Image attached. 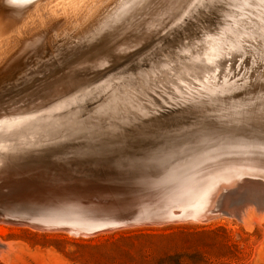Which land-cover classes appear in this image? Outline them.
Masks as SVG:
<instances>
[{
	"label": "bare ground",
	"instance_id": "6f19581e",
	"mask_svg": "<svg viewBox=\"0 0 264 264\" xmlns=\"http://www.w3.org/2000/svg\"><path fill=\"white\" fill-rule=\"evenodd\" d=\"M141 142L175 160L154 190L55 188L93 164L81 149ZM18 192L73 223L118 207L264 220V0H0V205ZM15 249L0 238L2 260Z\"/></svg>",
	"mask_w": 264,
	"mask_h": 264
},
{
	"label": "rangeland",
	"instance_id": "374dc122",
	"mask_svg": "<svg viewBox=\"0 0 264 264\" xmlns=\"http://www.w3.org/2000/svg\"><path fill=\"white\" fill-rule=\"evenodd\" d=\"M62 60L71 57L54 60L50 66ZM252 224L220 217L81 237L2 223L0 238L16 249L10 259L0 258V264H264V220Z\"/></svg>",
	"mask_w": 264,
	"mask_h": 264
},
{
	"label": "water",
	"instance_id": "95a60500",
	"mask_svg": "<svg viewBox=\"0 0 264 264\" xmlns=\"http://www.w3.org/2000/svg\"><path fill=\"white\" fill-rule=\"evenodd\" d=\"M192 21L194 22V20ZM190 22L189 19H186L184 23L181 22L182 24L179 25L181 27L173 26L175 29H172V34H176L177 30H179V33L181 28L186 29ZM170 30V28L166 29L161 34V40L168 35ZM134 51L132 50L129 53H133ZM116 71L108 74L114 75V73H117ZM168 109L165 108V110ZM20 113L23 114L24 112ZM19 114H15V117L21 116ZM148 148L144 142H141L139 144H125L123 146L110 147L106 145L97 148L89 147L81 149L76 153V156L84 158V160L89 162L91 161L93 164L90 167L88 165L81 167L80 169L82 171L74 172L70 170V173L67 174L54 175V180L58 182L56 184L54 183V186H56L55 188L67 187L74 193L76 192L84 196L88 190H95V193H97L98 191L105 190L103 187H109L110 195H114L117 198H120L119 193L124 188L127 191L142 192L154 190L167 176L170 177L171 173L172 175L175 173L173 172L175 160H173L169 152L159 149V152H149ZM82 164H85V162L83 161ZM47 181L44 182L41 180L40 182L44 185L53 184V181ZM8 194V197L4 199V205H0V216H7V221L13 222L14 224H30L39 227L60 229L68 233L75 230L71 228H77L79 233L72 234L81 237H90L103 232L130 227L185 222L179 220L181 218V211L179 210L171 212V209H165V211H161L157 209L158 207L139 208L140 210L132 207L127 210L118 207L104 213H98L93 210L87 213L86 210H81L83 213L82 217H77L80 221H74L73 223L68 218H61L56 212H50L52 210L50 207L47 208L32 204V201H36L37 198L22 196L21 192H18L17 195L13 193ZM81 198L82 200L78 201L86 209L85 207L90 201L85 197L81 196ZM188 212L190 213L191 210L189 209Z\"/></svg>",
	"mask_w": 264,
	"mask_h": 264
},
{
	"label": "snow or ice",
	"instance_id": "6c2138e0",
	"mask_svg": "<svg viewBox=\"0 0 264 264\" xmlns=\"http://www.w3.org/2000/svg\"><path fill=\"white\" fill-rule=\"evenodd\" d=\"M13 2H28V0H13Z\"/></svg>",
	"mask_w": 264,
	"mask_h": 264
}]
</instances>
